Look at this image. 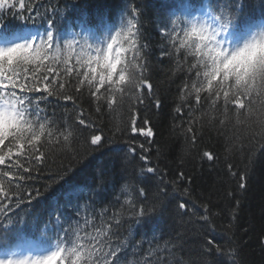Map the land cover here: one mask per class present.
<instances>
[{"label":"snow or ice","instance_id":"snow-or-ice-1","mask_svg":"<svg viewBox=\"0 0 264 264\" xmlns=\"http://www.w3.org/2000/svg\"><path fill=\"white\" fill-rule=\"evenodd\" d=\"M151 6L125 0L117 18L88 0H0V264H244L236 197L264 157V0H167L152 21L161 60L174 61L167 74L180 79L173 119L185 138L197 142L196 113L225 136L233 116V133L248 130L225 144L244 168L225 161L236 192L219 237L222 212L194 200L195 178L162 159L168 142L149 108L160 110L168 90L150 78ZM61 103L72 112L57 119ZM125 105L127 121H106ZM260 231L264 243V223Z\"/></svg>","mask_w":264,"mask_h":264},{"label":"trees","instance_id":"trees-1","mask_svg":"<svg viewBox=\"0 0 264 264\" xmlns=\"http://www.w3.org/2000/svg\"><path fill=\"white\" fill-rule=\"evenodd\" d=\"M71 2H77V0H71ZM91 2H100L107 4L114 12L117 13L118 7L122 5L125 0H88ZM167 0H152V6L150 7L149 17L146 19V35L148 39L146 43L149 45L147 49L149 54V62L151 68L149 69L151 82L156 87L159 84L157 92L162 90L166 91L167 100L163 103L160 110L155 108H149L152 114L154 124L159 125V130L154 127V131L157 132V139L161 136L167 140L168 148L166 155L162 157L163 162L173 169H180L190 173L194 178L192 198L198 203H207L211 200L212 204L216 205L213 211H221L220 218L215 220L218 225L217 237L225 231L226 226L230 223L227 215V210L234 206V201L228 198V192H236V182L228 174L225 161L229 157H233L232 162L239 166V170H243V154L236 151H225V144L234 134L240 138L235 140V144H239L243 140V136L247 135V129L239 126L236 128V132L233 133V126H235V117H232V123L228 126V134L224 135L223 132L218 131L219 126L208 118V116H202L201 113H196L199 118L197 124L193 130L197 132V142L195 144L190 143L184 133L180 130V119H173L175 112L173 111V100L176 98L177 85L180 83V79L175 76H169L168 69L171 63L167 58L161 60L160 49L163 47L162 38L153 29L152 21L163 11V5ZM83 3V0H81ZM175 79V83L170 81ZM83 107L87 111H92L89 103L87 102V95L80 101ZM43 107V105H42ZM57 113V119L60 118V114L67 109L69 113L72 112V105L61 103L59 106H55ZM53 109L49 108L51 113ZM202 112L208 113L209 116H219V112L209 113L207 106L202 109ZM143 114V110H142ZM106 121L121 123L128 119L127 105L121 108L118 112L106 116ZM184 119H187L185 117ZM143 138H141L142 140ZM55 148V146H53ZM204 151H212L218 158L215 163L202 161V153ZM260 149L257 148V154ZM59 152L56 151V155L52 157V160L59 161ZM102 158H98L96 163H100ZM66 162V161H65ZM163 166V164L161 165ZM247 192L243 197L237 195V199H241V209L239 211L237 223L239 230L235 231V239L239 242L242 252L244 264H264V243H261V224L264 223V157L260 158V161L253 169L248 185ZM187 219V218H185ZM172 222L169 221V225ZM179 221H177V226ZM131 227L132 235L136 240L144 239L146 241L151 240L152 234H144L143 229H139L135 225H125V228ZM193 228V225L186 224L181 231ZM124 235H128L127 232ZM190 236H194V232L189 233ZM166 239V237H165ZM217 242H220L219 238ZM148 247L147 244L144 245ZM128 259H134L131 255V249L129 250Z\"/></svg>","mask_w":264,"mask_h":264}]
</instances>
